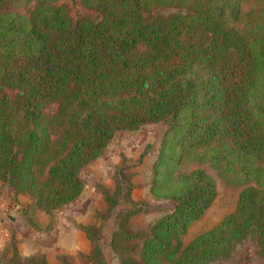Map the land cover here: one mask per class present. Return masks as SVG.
I'll return each mask as SVG.
<instances>
[{"label": "trees", "instance_id": "obj_1", "mask_svg": "<svg viewBox=\"0 0 264 264\" xmlns=\"http://www.w3.org/2000/svg\"><path fill=\"white\" fill-rule=\"evenodd\" d=\"M13 1L0 0V179L50 213L83 193L81 168L117 130L169 119L149 190L172 206L138 250L118 247L137 232H113L118 264H207L247 237L264 256V0H81L95 14L76 18L57 0L26 14ZM188 158L244 187L184 242L217 194L203 167L181 168Z\"/></svg>", "mask_w": 264, "mask_h": 264}, {"label": "rangeland", "instance_id": "obj_2", "mask_svg": "<svg viewBox=\"0 0 264 264\" xmlns=\"http://www.w3.org/2000/svg\"><path fill=\"white\" fill-rule=\"evenodd\" d=\"M34 1L14 0L13 7L17 12L26 14L32 8ZM56 2L66 4L70 14L75 18L87 13L95 14L93 10L83 6L81 0ZM8 92L12 93V90L8 89ZM56 106L55 102L50 103L45 110L53 112ZM168 126L169 119L147 123L133 131L117 130L103 152L81 168L80 175L85 180L83 193L75 200L53 209L52 212H46L45 223L39 225L40 229L34 230L35 220L29 215L30 210L26 211L25 199L11 203L6 210V218L8 219L10 214L17 216L28 214L26 217L29 216V221L26 223L21 219L16 224L9 222V228L14 231L13 237L9 238V244L5 246L7 248L2 254H10V246L19 239L17 235L19 234L23 239L33 240L37 248L32 252V256H26L17 250L14 256H11V264H31V262L49 264L45 256L51 262L58 264H98L89 257L92 248L87 256L82 251L70 252L67 245L64 246V250H59V246L55 249L53 247L44 249L45 251L37 250L39 247L43 250L45 241L55 243L60 235L67 238L80 232L83 235L84 231L87 234L86 227L97 236L104 264H118L119 255L115 253L110 242L117 228L123 227L138 233L130 240H123L118 247L122 244H135L138 250L143 234L149 231L152 220L172 206L168 199L155 198L149 190L152 164L158 153L159 142ZM142 152L144 155L141 156ZM195 167H203L214 177L217 194L204 214L190 225L183 237L184 242L197 232L213 226L232 211L238 193L244 187V184L226 181L209 162L198 163L188 158L181 164V168L185 170ZM118 185L120 187H117ZM17 193L28 194L33 199V211L37 207L40 208L29 193ZM137 207L142 209L130 214L129 211ZM87 236L91 241L88 234ZM137 250L131 254H135L138 259ZM207 264H264V256L259 252L256 240L247 237L229 256L217 258Z\"/></svg>", "mask_w": 264, "mask_h": 264}, {"label": "crops", "instance_id": "obj_3", "mask_svg": "<svg viewBox=\"0 0 264 264\" xmlns=\"http://www.w3.org/2000/svg\"><path fill=\"white\" fill-rule=\"evenodd\" d=\"M21 199H25L27 201L25 202L26 211L30 210L32 215L30 214V212L29 215L32 217L33 220H35L36 227H33L34 230H37L39 228V225L45 223L44 214L46 215L47 213L43 209L38 207L37 209L35 208V211H33V199L28 194L16 193L14 188L11 187L7 182L0 180V264H11V256L13 257L14 252H16L17 250L18 252L21 251L26 256H32V252L35 251L37 248V245L36 243H33V240H29L27 238L23 239L22 237H20L19 234H17L19 239H17V241H15V243L10 246V254H2V252L7 248H5V246L9 244V238L11 236L13 237L14 231L9 228V222H14L16 224L21 219L26 223L29 221V216L26 217L28 214L25 216H17V214H10L8 216V219L5 216L6 210L8 207H10V204ZM65 245L69 247L70 252L82 251V253L86 256L91 249V241L89 240L87 234L84 231L83 235H81L80 232V234L78 235L72 234L70 236H67V238H65L64 235H60L58 236L55 243H48L47 241H45L43 243V250L40 249V247L37 250L38 252L45 251L50 249L51 247L55 249L58 246L60 247L59 250H64ZM45 260L49 264H58L51 262L47 256H45Z\"/></svg>", "mask_w": 264, "mask_h": 264}]
</instances>
